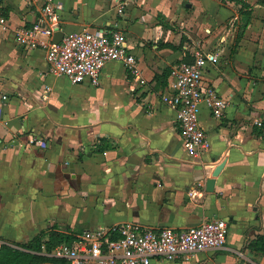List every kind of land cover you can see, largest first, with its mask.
<instances>
[{
	"label": "crops",
	"instance_id": "0c3cea01",
	"mask_svg": "<svg viewBox=\"0 0 264 264\" xmlns=\"http://www.w3.org/2000/svg\"><path fill=\"white\" fill-rule=\"evenodd\" d=\"M55 1L62 9L54 24L65 31L122 29L147 83L117 60L106 64L98 86L50 73L45 53L23 47L17 36L38 20L41 3L1 1L8 21L0 25V245L47 241L53 229L74 239L128 222L183 230L223 218L230 223L224 247L151 264H264L254 249L264 236V0H246L252 19L234 53L239 31L228 23L242 15L232 0ZM183 36L182 48L163 46L179 45ZM200 46L219 54L205 79L229 104L221 118L201 106L210 146L191 157L176 112L160 94L172 66ZM114 67L115 89L118 82L124 88L115 96ZM66 82L91 90L73 99ZM31 136L43 144L30 143Z\"/></svg>",
	"mask_w": 264,
	"mask_h": 264
},
{
	"label": "built area",
	"instance_id": "2783aa9c",
	"mask_svg": "<svg viewBox=\"0 0 264 264\" xmlns=\"http://www.w3.org/2000/svg\"><path fill=\"white\" fill-rule=\"evenodd\" d=\"M27 2L41 3L40 17L31 26L19 28L17 36L23 47L41 49L45 53L50 73L67 77L73 84L98 86L106 64L117 60L141 84L147 83L122 29L102 27L68 32L54 24L60 16V3L55 0ZM7 21L0 15V25L6 27ZM58 30H63L64 36L56 42ZM188 50L191 59L172 66L168 87L160 94V99L175 110L184 145L189 155L196 157L210 146L207 132L200 123L201 106L206 104L221 118L229 102L205 79L207 68L218 65L219 54L203 46ZM29 141L43 144L36 136H31ZM229 230L230 223L223 218L205 220L183 230L142 229L128 222L108 229L87 230L71 241L58 244L48 254L68 264H151L154 259H189L198 252L224 247Z\"/></svg>",
	"mask_w": 264,
	"mask_h": 264
},
{
	"label": "trees",
	"instance_id": "16d2710c",
	"mask_svg": "<svg viewBox=\"0 0 264 264\" xmlns=\"http://www.w3.org/2000/svg\"><path fill=\"white\" fill-rule=\"evenodd\" d=\"M241 4L240 14L243 17L244 23L242 31L240 30L235 38L233 53L236 51L244 35V29L247 28L252 19L253 9L252 4L246 0H232ZM264 4V1H262ZM3 14H7L6 10L1 9ZM185 37H182L181 43L175 45L172 43H164L163 46L172 47L174 49L182 48ZM106 138H101L100 149H104L103 143L106 142ZM72 236L66 233L60 232L57 229H53L50 232V239L42 241L40 237H34L32 240L26 243L15 242L13 240L4 239L0 246V264H43L46 262L62 263L66 264L65 260L49 255L52 249L58 244L71 241ZM45 244L47 252L42 249V245ZM254 249L264 253V236L257 237L254 243Z\"/></svg>",
	"mask_w": 264,
	"mask_h": 264
},
{
	"label": "rangeland",
	"instance_id": "374dc122",
	"mask_svg": "<svg viewBox=\"0 0 264 264\" xmlns=\"http://www.w3.org/2000/svg\"><path fill=\"white\" fill-rule=\"evenodd\" d=\"M221 1H226V0H221ZM185 3H186V1H184L183 2V7L182 8H184V13H185V11H187V12H189V9L187 8L186 9V5H185ZM139 23H142V20L139 22ZM243 23H244V20H243V17L242 18H240V19H234L233 21H232V24H229L228 23V26H232L233 24L235 25V26H237L238 27V31H240L241 29H242V27H243ZM138 24V23H137ZM139 25V24H138ZM178 24L176 23V26H177ZM180 25V24H179ZM179 25H178V27H179ZM192 28L194 27V26H191ZM199 40L198 41H201L202 39H203V35H199V36H196ZM249 51H250V49H248V50H246L245 51V54H242L241 55V57H242V59L243 60H245L246 58H248V54H249ZM247 61H248V59H247ZM62 77V76H61ZM64 77V76H63ZM91 89H89V88H81V87H79V86H75V87H73L69 82H66V92L74 99V98H76V97H80V96H82V95H85V92L86 91H90ZM115 90L116 91H121L122 92V90H124V88H123V86H122V84L120 85V83L118 82V84L116 85V89H115V67H114V78H113V82H112V86H111V91L109 90V92L112 94V95H114L115 96ZM95 211V210H94ZM93 211V212H94ZM101 212L103 213V210H101ZM88 213H91V210H89V212Z\"/></svg>",
	"mask_w": 264,
	"mask_h": 264
},
{
	"label": "water",
	"instance_id": "95a60500",
	"mask_svg": "<svg viewBox=\"0 0 264 264\" xmlns=\"http://www.w3.org/2000/svg\"><path fill=\"white\" fill-rule=\"evenodd\" d=\"M1 1L2 0H0V3H1ZM63 36H64V31L63 30H58L57 33H56V36H55L54 41H56V42L61 41V39L63 38ZM224 165H225V162H222L219 165H217L216 169L213 172V176L214 177L208 179V181H207V189L209 191L214 190V186H215V176H217L220 173V171L224 167ZM71 166H72L73 171H74L75 170L74 169V165L72 164Z\"/></svg>",
	"mask_w": 264,
	"mask_h": 264
}]
</instances>
